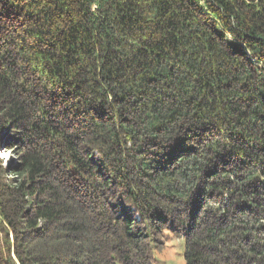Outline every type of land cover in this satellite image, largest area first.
Returning <instances> with one entry per match:
<instances>
[{
    "label": "trees",
    "instance_id": "1",
    "mask_svg": "<svg viewBox=\"0 0 264 264\" xmlns=\"http://www.w3.org/2000/svg\"><path fill=\"white\" fill-rule=\"evenodd\" d=\"M0 264H264V0H0Z\"/></svg>",
    "mask_w": 264,
    "mask_h": 264
},
{
    "label": "rangeland",
    "instance_id": "2",
    "mask_svg": "<svg viewBox=\"0 0 264 264\" xmlns=\"http://www.w3.org/2000/svg\"><path fill=\"white\" fill-rule=\"evenodd\" d=\"M0 158L5 165H9L14 158L11 153H6L4 148L0 147ZM162 241L165 247L155 255V264H187L185 259V239L178 237L171 230L166 228Z\"/></svg>",
    "mask_w": 264,
    "mask_h": 264
}]
</instances>
